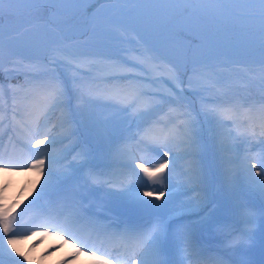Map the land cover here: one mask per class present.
Wrapping results in <instances>:
<instances>
[{
  "label": "snow or ice",
  "instance_id": "6c2138e0",
  "mask_svg": "<svg viewBox=\"0 0 264 264\" xmlns=\"http://www.w3.org/2000/svg\"><path fill=\"white\" fill-rule=\"evenodd\" d=\"M5 19L15 25L9 31L10 41H23L34 54L9 61V76L20 82L0 84V100L11 96V118L0 111V125L7 122L15 134V138L8 137L7 145L0 143V169L46 174L38 198L65 175L53 172L51 166L57 159L41 151L39 155L47 163L45 158L34 157L24 164L6 160L18 146L21 150L26 147L17 138L37 133L57 112L58 126L68 138L78 137L80 126L99 135L100 122L90 107L104 104L114 108V117L103 123H111L113 133L121 135L118 152L130 157L137 180L142 173L147 181L163 185L178 159L191 158L182 173L186 180L181 182L187 200L166 215L111 232L120 225H100L98 220L103 217L99 214H92L97 219L81 214L87 212L83 204L97 186L107 184L109 197L161 206L142 199L127 177L102 180L89 162L88 142L77 139L80 151L67 167L73 168L74 175L87 170L82 186L87 192L66 193L58 207L45 214L49 219L38 226L58 225L57 231L67 233L68 225L82 224L102 231L126 248L128 264H172L168 257L174 252L184 253L191 261L197 231L212 226L227 232L230 249L252 241L257 230H264V207L257 210L248 202L252 195L264 199V0H0V26ZM113 40L133 47L122 48V55L84 50ZM227 52L258 55V72L248 69L240 86L226 81L217 69L227 65L215 63V59ZM103 72L110 74L98 75ZM253 87L260 89L255 95ZM195 98H199L198 107ZM121 113L123 119H115ZM201 117L214 125L210 148L220 162L222 185L243 228L215 220L219 203L214 174L202 162L209 146L202 142L197 127ZM56 127L53 124L52 130ZM129 140L134 144L129 146ZM45 142L51 145L57 140L45 132L32 146ZM244 144L250 147L241 157L237 149ZM251 146L260 151L253 153ZM136 150L154 152L160 159L153 165L137 156ZM238 173L243 175V183L237 181ZM157 191L156 199L172 194ZM153 195L151 191L142 193L143 197ZM21 228L17 216L0 207V264L5 255L21 264L13 253L28 259L17 247L23 238ZM101 264H111V259ZM208 264L225 261L211 258Z\"/></svg>",
  "mask_w": 264,
  "mask_h": 264
},
{
  "label": "rangeland",
  "instance_id": "374dc122",
  "mask_svg": "<svg viewBox=\"0 0 264 264\" xmlns=\"http://www.w3.org/2000/svg\"><path fill=\"white\" fill-rule=\"evenodd\" d=\"M5 23L7 24L6 29L11 30V25L9 24L8 20ZM11 43L15 44V42L13 41H11ZM107 44L108 43H106V45ZM128 45L133 46L127 44V46ZM3 47H5L8 51L10 49L6 42V39L3 43ZM0 57H2L1 54ZM234 59L242 61H254L258 60V55H249L246 52H241L240 55ZM101 75L106 76L108 74L102 73ZM0 84L4 83L0 82ZM4 109L5 108L3 105V101L0 100V111H4V113H6ZM89 110L95 114L96 118L100 122V134H102V129L104 128L110 129L111 132L113 131L111 123L105 125L103 121L110 120L112 118L110 117L109 119L107 116L108 112H111L112 110V113L115 114L116 110L114 108L110 110L109 106L99 104L91 106ZM101 117H103V119ZM115 119H123V114L121 113L119 116H115ZM59 120L60 113L57 112L51 116L50 122L42 126L37 133L29 132L25 133L22 137L17 138L21 141V143L26 145V147L23 150L19 149V153L15 152L14 154H11V159L6 160V163L24 164L25 160H28V162L30 163L31 160L28 159L29 157H34L37 159L45 158L39 155L41 151H45L54 156L58 161L51 166L53 172L55 171L58 174H65L68 171V167L64 166L65 163L69 162V158L72 159L74 156H77L78 148L75 147L74 141L80 139V133L78 132V137L71 136L65 138L66 133L58 126ZM53 124L57 125L55 130H52ZM4 126V124L0 125V137H3ZM126 126L127 125H125V127ZM45 132H48L50 135L55 136L57 142L51 145L48 142H45V144L43 145L33 147L32 145H35L36 139L42 138V134ZM132 132H135V126H133L132 128ZM100 134L97 135L96 132H89L83 127V136L86 135V137L93 140L92 146L96 152L99 151L100 147L98 146V143L100 140H102ZM127 135L129 134H123V136ZM212 135L213 133L211 131L209 140L213 143ZM105 139H109V137H105ZM29 140H31V144H28ZM2 141L3 140H0V143ZM113 142L117 150L112 149V151L114 152L113 157L111 156V158L116 160V164L111 166L103 165L99 168L95 166V162H93L94 158L92 156V149L87 145L91 153L89 157V160L91 161L90 164L98 173L102 174L101 179L119 181L120 179H122V177H127V179L131 181L139 190L142 199L152 200L154 202V205H160L161 207H154L152 204L141 205L135 201L109 197L107 195L109 186L105 184L103 186H97L93 190L96 199L88 202V204L83 205V208L91 206L92 208L98 210L99 216L103 217L99 220L104 222H108L113 219L115 220V218H117L116 216L118 215H120L121 217L131 215L135 220L149 221L151 218H153L154 215L168 214L170 210L176 207L181 201L188 199L186 198V196L182 197L179 195H182L181 193H185L186 191V188L181 186V182L183 180H186V177L182 176V173L189 167V161L191 159L190 157L180 158L176 161L175 171L171 175H169L168 180L163 185L154 184L150 181H147L146 178H143L142 173H140L141 179L137 180L135 178V175L132 172L133 166L131 164L130 157L128 155H122L118 152V149L121 147V135L114 136ZM128 144L129 146H131L132 144H134V141L129 140ZM245 146L246 144L241 145L237 149V153L241 157L246 154ZM256 148L260 150L259 147ZM101 149H103V147H101ZM29 150H32V154L30 156L27 153ZM64 150L70 152L72 151V153H66L65 155L69 158L65 160V162H59L57 156ZM176 151H180V149H176ZM252 152L255 153L257 151L253 150ZM135 154L139 157H143L145 161H151L153 165L157 160L160 159V157L154 152H144L136 150ZM212 156L216 164L211 161L210 170L214 174V184L222 190V194H220L217 189H214V191L216 192V197L219 205L221 204L224 207L226 213L225 217L227 219V222H223L222 224L232 225V223L230 222L233 215H235V219L239 221L240 218L234 209L233 201L230 199L228 191L222 185L220 162L215 158L214 154ZM102 160H104V157H102ZM202 162L203 164L205 163L204 161ZM146 166L151 165L146 164ZM84 170L80 172L81 174L79 173L80 180L83 181L82 183H84L83 177L85 175H83L82 173H85L87 171L86 169ZM45 172H47V169L45 170ZM136 172L139 173V169H136ZM165 175H168V173L166 172ZM64 176V180L70 179V177ZM236 178L239 183L244 182L242 174L238 173ZM45 179H47L46 174L38 176L36 170L25 172L19 169H10L8 172H4L2 169H0V207L9 208L12 215L17 216L20 224L22 225L20 235L23 238L18 240L17 247L23 252L24 256L28 258L27 260H24L23 257L17 256L15 253H13L12 255L15 260L20 261L21 264H101L102 260L111 259V264H118V261L120 262V264H126L124 263L125 261H120L119 258L114 259L110 256V253L107 252V250L110 249H119L121 247L120 243L118 241L109 239L107 235L97 232L96 229L84 226L82 224H70L67 226L66 233V231L63 229L57 231L56 227L58 225L53 227L38 226L44 224L49 219L45 214L56 209L61 202L62 197L66 193L74 192V189L67 190L65 188L62 189V187L55 188L56 183L54 180L52 186H49L47 192L43 193L38 198L37 193L41 192V189L44 186ZM61 183L62 181H60L58 184L60 185ZM158 189L164 191L165 193L171 192L172 194L164 195L160 199H156V195L159 194L157 191ZM145 191H151L154 193V195L152 197H143L142 193ZM191 195H195V193H191ZM258 198L261 197H259L258 195H252L248 198V202H252L251 205H253ZM81 214L86 216L87 212H82ZM94 219H97V216H95ZM204 230L212 231L214 238L218 243L228 246V241H223L226 239L225 235L227 232H220L215 226H212L206 229L198 230L196 234H199ZM263 232L264 230H257L255 237L261 236ZM99 242H101V245H96ZM98 246L100 248H97ZM239 247L233 250L236 252ZM125 254H128V252H118V255L121 256H124ZM173 259L174 264H184L187 260L184 253L182 252H174Z\"/></svg>",
  "mask_w": 264,
  "mask_h": 264
},
{
  "label": "trees",
  "instance_id": "16d2710c",
  "mask_svg": "<svg viewBox=\"0 0 264 264\" xmlns=\"http://www.w3.org/2000/svg\"><path fill=\"white\" fill-rule=\"evenodd\" d=\"M7 19H5L4 23L2 26H0V38L6 34L9 33L10 30H7L6 29V22ZM15 25H11V29L14 28ZM5 63L4 60L2 58H0V66ZM236 67H240V65H237ZM8 69H9V66L5 69V70H2V68L0 67V77H6L8 74ZM249 69H254L252 67H250ZM256 71H258V67L255 69ZM244 72H248L247 69H244V70H238V73L236 74V80H235V84H242L244 81H243V75L242 73ZM6 74V75H5ZM252 94H257L259 92V88L258 87H253L252 88ZM6 243V242H5ZM3 261H4V264H14V261H11L8 259V257L5 255L3 257Z\"/></svg>",
  "mask_w": 264,
  "mask_h": 264
},
{
  "label": "bare ground",
  "instance_id": "6f19581e",
  "mask_svg": "<svg viewBox=\"0 0 264 264\" xmlns=\"http://www.w3.org/2000/svg\"><path fill=\"white\" fill-rule=\"evenodd\" d=\"M64 154V152H60V155Z\"/></svg>",
  "mask_w": 264,
  "mask_h": 264
}]
</instances>
